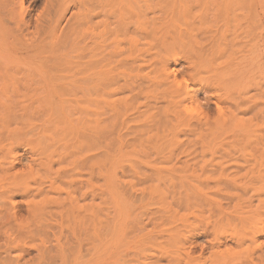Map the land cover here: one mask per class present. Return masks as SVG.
Here are the masks:
<instances>
[{
	"label": "rangeland",
	"instance_id": "obj_1",
	"mask_svg": "<svg viewBox=\"0 0 264 264\" xmlns=\"http://www.w3.org/2000/svg\"><path fill=\"white\" fill-rule=\"evenodd\" d=\"M263 189L264 0H0V264H171Z\"/></svg>",
	"mask_w": 264,
	"mask_h": 264
},
{
	"label": "bare ground",
	"instance_id": "obj_2",
	"mask_svg": "<svg viewBox=\"0 0 264 264\" xmlns=\"http://www.w3.org/2000/svg\"><path fill=\"white\" fill-rule=\"evenodd\" d=\"M102 7V10H105V7L109 10L110 14L114 13V7L124 4L125 2H131V0H91V5L93 2ZM113 9V10H111ZM82 16H89L86 13H80V18ZM90 21L87 20V22ZM17 171L21 174L25 173V169L19 168ZM264 192V189L262 190ZM25 195H29V190H24ZM11 197L10 195L3 194L0 196V210L6 211L8 214H13L14 217H17L19 214V207L14 203L12 208L13 211H10V208L7 205V198ZM31 200L28 204V209L30 208ZM256 214V215H255ZM255 214L246 220H248L247 225H237L229 226V223L226 225L218 226L216 229H212L210 232L211 235L209 238H203L204 242H199L200 234H205L206 231L202 230L198 232L199 235L191 236L190 238H185L183 242L177 240L176 242L181 245H186L181 254H176L173 258L171 264H210L211 260H214L213 264H218L219 259H214V256L220 250V247H225L227 241L233 242L236 247H241L242 244L249 241L251 243H256L259 237L264 236V212L256 211ZM243 222V220H240ZM209 223H207L208 225ZM209 232V230H208ZM259 250L264 251V242L257 245ZM206 253H210L209 256H206ZM235 256H241L240 252H235ZM223 259V264H229L232 261L231 258L227 259L226 255L221 257Z\"/></svg>",
	"mask_w": 264,
	"mask_h": 264
}]
</instances>
